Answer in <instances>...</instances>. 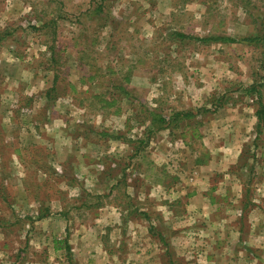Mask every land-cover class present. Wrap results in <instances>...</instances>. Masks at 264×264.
I'll return each mask as SVG.
<instances>
[{
	"label": "rangeland",
	"instance_id": "1",
	"mask_svg": "<svg viewBox=\"0 0 264 264\" xmlns=\"http://www.w3.org/2000/svg\"><path fill=\"white\" fill-rule=\"evenodd\" d=\"M263 35L264 0H0V153L21 147L0 155V264H80L78 236L105 224L117 264H197L192 154L264 109ZM216 37L234 42L199 40ZM180 111L194 116L154 122ZM255 153L245 145L243 161ZM68 235L73 256L55 257Z\"/></svg>",
	"mask_w": 264,
	"mask_h": 264
},
{
	"label": "crops",
	"instance_id": "2",
	"mask_svg": "<svg viewBox=\"0 0 264 264\" xmlns=\"http://www.w3.org/2000/svg\"><path fill=\"white\" fill-rule=\"evenodd\" d=\"M253 113V109L247 111L245 117H237L235 121L230 120V123H225L223 128L216 130L215 136L208 138V143L203 142L204 146H208V154L202 158L199 154H192L194 166L197 165L199 172L196 179L192 178V180L195 182L199 180V184L196 189L191 185L190 192L187 188L186 202L188 201V207L197 204L202 210L198 211L201 217L199 233L201 235L203 233V237L197 264H264V147H258L261 144L259 139L262 138V131L264 134V127L257 126V118ZM227 126L231 128L229 137L224 136ZM239 132L243 134L240 140L237 134ZM249 144H255L259 153H255L252 160L246 163L242 154L244 146ZM206 155H209L207 161H205ZM7 160L11 162L10 158ZM194 174L195 172H192L191 175ZM181 176V173L177 175L182 179ZM211 177L216 178V183L215 186L210 187ZM173 179L177 181L174 176ZM175 189L176 186L171 188L168 194H174ZM214 190L217 192L216 196ZM195 200L198 202L194 203ZM80 207L86 206L80 205ZM209 209L211 214H208ZM40 213L41 211L37 212L35 217L37 223L50 215V213L44 214V217L40 218L38 217ZM109 227H112L113 231H108ZM113 227L114 224L109 226L105 224L101 232L99 230L88 240H83L84 235L78 236L84 249L80 251L78 249L74 254L76 261H80V264H101L104 258H107L115 262L114 254L109 248L110 245H115ZM70 237L72 238V235ZM70 237L54 241L57 243L52 249L55 257L66 255L65 250L59 246L65 239L70 248L68 257L73 256L71 253L74 251V246L69 242ZM44 241H47L46 238ZM46 244H42L44 251L42 254L50 255Z\"/></svg>",
	"mask_w": 264,
	"mask_h": 264
},
{
	"label": "trees",
	"instance_id": "3",
	"mask_svg": "<svg viewBox=\"0 0 264 264\" xmlns=\"http://www.w3.org/2000/svg\"><path fill=\"white\" fill-rule=\"evenodd\" d=\"M180 38H183L184 36H179ZM256 39H260V40H262V39H264V35L263 36H261V38H256ZM201 42H208V41H219V42H223V43H227V44H230V43H233L234 42V40L233 39H231V38H224V37H216V38H203V39H199ZM252 40H254V39H246V40H244V41H252ZM56 82V81H55ZM54 82V84H53V86L51 87V88H49L48 90H46V91H44L43 93H44V96H45V98L47 99V100H51L50 98H51V93H54L55 91H56V83ZM254 90V89H253ZM253 90L251 89L250 91H252L253 92ZM255 91V90H254ZM32 97H25L24 98V101H23V103H24V105H22V107H20L19 106V108H17L18 110H17V113L20 111V110H22L23 108L25 109V107H26V103H28V106H29V104L32 102ZM19 103H20V105H21V103H22V101L21 100H19ZM259 106H260V108H259V110H257L256 111V116H257V118H258V120H259V123H263V125H264V109H263V107H262V104L259 102ZM23 111V110H22ZM198 113V112H197ZM196 113V114H197ZM195 114V115H196ZM194 116V114L193 113H191V112H183V111H180V112H176V113H174V114H172L168 119H166V118H161V117H158V116H156V115H153V117L156 119L154 122L155 123H159V124H161V128H164V127H166V128H168V127H170L171 125H173L174 123H179V121H181V120H183L184 118H191V117H193ZM11 146V147H10ZM5 150L6 152H5V154H3V153H0V155L2 156V159H4V157H7V159H9L10 157H8V155H9V153H10V151L12 150L13 152H19V150H21V147H20V145H19V142H10V144L8 145H4L3 146V148H2V150ZM38 149H41V148H38ZM41 150H44L45 151V149L44 148H42ZM30 154H32V151H30L29 153H28V155L27 156H24V157H21V159L23 160V162L25 161V160H27V158H28V156L30 155ZM4 155V156H3ZM24 166H25V164H24ZM98 198V197H97ZM87 203L88 202H86V201H82L81 202V205L84 207V206H86V207H88V206H90V205H87ZM101 206H99V204H96V206H90L89 208L91 209V208H93L94 210H97V209H99ZM61 214V213H60ZM61 215H63V214H61ZM38 217H40V218H42V217H44V213L43 212H41L40 214H39V216ZM59 246H60V248L61 249H64L65 250V252H66V255H70L69 254V251H70V248H69V246H68V244H67V240L65 239V240H63L60 244H59Z\"/></svg>",
	"mask_w": 264,
	"mask_h": 264
}]
</instances>
